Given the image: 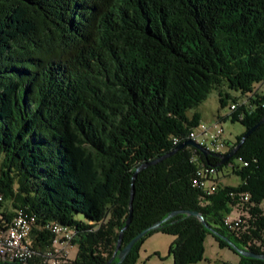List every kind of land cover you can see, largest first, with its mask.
I'll return each instance as SVG.
<instances>
[{
	"label": "trees",
	"instance_id": "trees-1",
	"mask_svg": "<svg viewBox=\"0 0 264 264\" xmlns=\"http://www.w3.org/2000/svg\"><path fill=\"white\" fill-rule=\"evenodd\" d=\"M262 83L264 0H0V215L10 221L24 210L38 227L72 229L76 255L67 264H136L156 233L174 238L173 264L200 262L207 236L235 253L199 219L177 214L118 263L130 202L120 248L184 210L202 214L238 248L264 255V123L222 165L184 145L147 166L131 200L136 169L189 141L200 122L189 113L210 91L225 86L248 98L231 111L244 134L264 117ZM239 158L248 166L232 165ZM230 163L239 187L216 178V191L206 194L192 185L198 168L217 173ZM242 194L253 206L247 223L242 216L245 229L234 232L223 219L246 211ZM52 238L37 228L30 234L40 254ZM236 255V264H264Z\"/></svg>",
	"mask_w": 264,
	"mask_h": 264
},
{
	"label": "built area",
	"instance_id": "built-area-1",
	"mask_svg": "<svg viewBox=\"0 0 264 264\" xmlns=\"http://www.w3.org/2000/svg\"><path fill=\"white\" fill-rule=\"evenodd\" d=\"M244 101L243 104H246ZM240 104L233 102L230 104V111H236ZM241 118V116L239 117ZM199 145L205 147L213 153L222 154V151L228 149V143L224 139L222 128L217 126H206L199 122L193 127L188 135ZM176 140H174V143ZM241 166H248L247 162H243L241 158L237 161ZM215 168H198L192 179V185L203 190L206 194L213 193L217 189ZM264 178V170L262 171ZM250 196L248 194L240 195L239 201L247 203ZM2 197L0 196V202ZM223 224L229 230L234 232L243 231L244 220L242 215L237 214L226 215ZM39 231L47 230L53 235L51 245L46 247L40 254L38 249L34 248L30 240V234L33 229ZM73 230L57 223L46 224L44 227H38L34 215L17 210L10 221H6L0 215V263H21L26 264L27 261L34 257L40 258L41 264H67V247H70V241L73 237ZM39 252V253H38Z\"/></svg>",
	"mask_w": 264,
	"mask_h": 264
},
{
	"label": "rangeland",
	"instance_id": "rangeland-1",
	"mask_svg": "<svg viewBox=\"0 0 264 264\" xmlns=\"http://www.w3.org/2000/svg\"><path fill=\"white\" fill-rule=\"evenodd\" d=\"M257 91L259 94H264L263 83L257 85ZM220 99L223 103L220 102ZM233 101L242 104L244 101H248V98L237 91L222 86L219 89L210 91L205 100L191 110L189 115L196 114L200 122L206 126L222 128L224 139L231 146L245 130L239 122L232 120L229 107ZM227 151L228 149L222 151V153ZM231 163L235 167L240 168V164L236 160L232 159ZM231 163L219 169L215 178L223 186L237 188L242 184V180L240 176L233 173ZM245 205L246 211L242 213V216L247 223V220L250 219L248 211L253 205L250 203H248V206L247 203ZM261 207H264V203L261 204ZM231 215L234 217L237 212H233ZM78 219L85 221L82 216H78ZM173 239L172 236L162 233H156L148 237L139 250L136 264H173L172 255L169 252ZM75 255L76 247H67V259L71 261L75 258ZM225 262L236 264L238 256L228 248H219L215 240L211 236H207L204 241L202 260L197 264H223Z\"/></svg>",
	"mask_w": 264,
	"mask_h": 264
},
{
	"label": "water",
	"instance_id": "water-1",
	"mask_svg": "<svg viewBox=\"0 0 264 264\" xmlns=\"http://www.w3.org/2000/svg\"><path fill=\"white\" fill-rule=\"evenodd\" d=\"M264 123V117L257 123L255 124L253 127H251L249 130H247L242 137L240 138L239 142L232 148L230 149L228 152L222 153V154H218V153H213L209 150H207L205 147L199 145L198 143L189 140L179 146H177L174 150H172L171 152L153 160L152 162L149 163H145L143 165H141L140 167H138L132 177V184H131V200H132V196H133V183H134V179L137 175V173L139 171H141L142 169L146 168L149 165H153L156 164L160 161H162L163 159L173 155L175 152H177L178 150H180L184 145H189L193 148H195L197 151H199L202 155L204 156H215L217 158L220 159V163L218 165H222L225 162H227L231 157H233L235 155V153L237 152V149L240 147V145L244 142V140L256 129L258 128L260 125H262ZM130 208H129V217L126 220V223L124 225V227L121 229L120 233H119V237H118V241L116 244V248L114 251V255L113 258L117 257L118 258V263H120L125 257L126 255L130 252V250L132 249V247L142 238L144 237L147 232L151 231V230H155L157 228H159L161 226V224L165 221H168L170 218L176 216L177 214H185L187 216H193L196 217L197 219H199V221H201V223L204 225V227L210 231V233H212V235L220 238L221 240L225 241L227 243V245L229 246L230 249H232L236 254L241 255V256H245V257H251V258H256V259H264V255H260V254H254L250 251H246L243 249L238 248L229 238L225 237L224 235L218 233L217 231L213 230L210 226H208L206 224V222L204 221V218L202 216V214H200L197 211H174L172 213H170L169 215H167L163 220L151 225L150 227L146 228L145 230L141 231L138 235H136L125 247L120 248L121 246V239H122V233L123 231L128 227L129 223H130V219H131V202H130ZM7 264H21V263H7ZM106 264H111V261L107 262Z\"/></svg>",
	"mask_w": 264,
	"mask_h": 264
}]
</instances>
